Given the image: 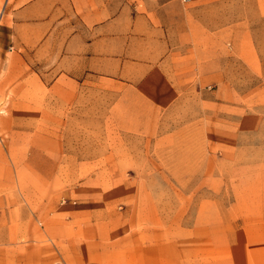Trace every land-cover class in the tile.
<instances>
[{"label":"rangeland","instance_id":"374dc122","mask_svg":"<svg viewBox=\"0 0 264 264\" xmlns=\"http://www.w3.org/2000/svg\"><path fill=\"white\" fill-rule=\"evenodd\" d=\"M49 3L55 69L0 52V264H264V0Z\"/></svg>","mask_w":264,"mask_h":264},{"label":"crops","instance_id":"0c3cea01","mask_svg":"<svg viewBox=\"0 0 264 264\" xmlns=\"http://www.w3.org/2000/svg\"><path fill=\"white\" fill-rule=\"evenodd\" d=\"M56 10V6L53 3L50 4L49 0H30L20 5V7L11 8L9 12L11 15L10 24L7 22V24L0 29V52L3 53L6 51V48H13L15 45H19L25 52H27L28 49L34 48L31 55L36 57V61H27L25 63L26 66L30 68V70L39 69L42 71L44 68L48 67L54 70L57 63L52 61L50 64L49 62L50 58L54 59V50L48 49L47 51L45 46L49 44V40L54 36V32H57L58 28H60L55 17L58 13ZM2 11L3 9H1L0 14ZM55 24L57 27L56 30L54 29ZM55 53L57 55L55 61H58L60 52L56 50ZM20 55L23 56V53ZM46 64L49 66L45 67ZM13 66L18 65L16 64ZM25 74L29 75V72ZM36 74L39 75L38 72H36ZM56 79H58V77L55 78V80ZM0 229L7 231L8 227L1 226ZM4 240H7V238L4 237Z\"/></svg>","mask_w":264,"mask_h":264}]
</instances>
